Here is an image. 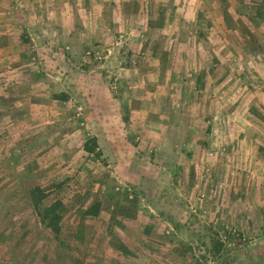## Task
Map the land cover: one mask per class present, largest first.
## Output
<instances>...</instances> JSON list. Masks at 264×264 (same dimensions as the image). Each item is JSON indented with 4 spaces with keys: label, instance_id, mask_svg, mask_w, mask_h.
<instances>
[{
    "label": "rangeland",
    "instance_id": "374dc122",
    "mask_svg": "<svg viewBox=\"0 0 264 264\" xmlns=\"http://www.w3.org/2000/svg\"><path fill=\"white\" fill-rule=\"evenodd\" d=\"M0 264H264V0H0Z\"/></svg>",
    "mask_w": 264,
    "mask_h": 264
}]
</instances>
